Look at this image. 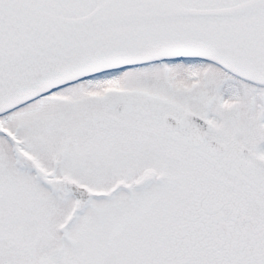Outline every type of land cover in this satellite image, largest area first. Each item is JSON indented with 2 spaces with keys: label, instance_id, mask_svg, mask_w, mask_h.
Returning <instances> with one entry per match:
<instances>
[{
  "label": "snow or ice",
  "instance_id": "1",
  "mask_svg": "<svg viewBox=\"0 0 264 264\" xmlns=\"http://www.w3.org/2000/svg\"><path fill=\"white\" fill-rule=\"evenodd\" d=\"M0 264H264V0H0Z\"/></svg>",
  "mask_w": 264,
  "mask_h": 264
}]
</instances>
